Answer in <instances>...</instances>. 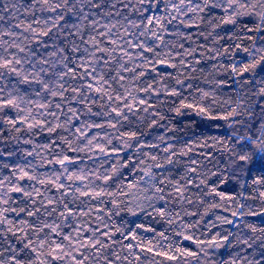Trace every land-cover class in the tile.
I'll return each mask as SVG.
<instances>
[{"label":"snow or ice","instance_id":"obj_1","mask_svg":"<svg viewBox=\"0 0 264 264\" xmlns=\"http://www.w3.org/2000/svg\"><path fill=\"white\" fill-rule=\"evenodd\" d=\"M102 2L103 0L100 3H93V0H32V8L39 5L41 12L59 13L63 10L76 15L74 9L78 3L100 8ZM112 6L115 7V4ZM129 6L133 11L141 13L142 19L147 20L141 32H129L125 28L123 35L117 34V38H111L112 29L116 25H105L106 31L97 35L107 40L106 45L104 41L97 39V35H89L86 40L81 35L82 42L87 45L84 48L75 43L70 49L60 48L56 47L53 41L54 50L49 53L50 58L41 56L33 60L36 52L32 49L26 52L25 42L28 38L23 37V33L31 32L33 37H49L52 29L64 20L63 15L54 18L51 21L52 27L45 31L37 32L31 23L25 25L23 21L8 28L0 27V137L3 136L4 129L19 132L20 128L17 125H26L30 133L34 129H39L41 132L47 131L49 135L48 143L37 145L32 151H24L21 155V159L25 161L27 157L35 155L38 157L37 164L34 165L31 161L11 165L6 162L0 163V168L11 169L10 176H0V238H3L0 243V264H88L90 257L97 259L103 255L100 249L110 247L95 238L96 233L100 231L99 228L85 229L92 233L87 240L82 239L84 230L81 228H75V234L64 233L63 228L74 224L77 218L89 216L93 212L97 213L96 220L102 223L103 216L100 213L105 211L109 203L112 209H115L109 210L110 215H118L122 210L121 205H124L133 216L136 215L134 208L141 212L151 208L161 218L172 215L180 217V212L170 211L173 203L180 205L195 203L198 207L203 206L204 211L197 221L183 224V229L199 227L201 222H204V217L212 213L215 220L206 222L207 228L211 230L218 225L235 224L233 219L216 215L213 211L214 209L229 211L225 203L235 201L238 207L231 211L232 217L253 216L264 224V219H261L264 217V207L257 211L246 204V201L254 200L256 197L245 195L243 190L250 186L242 177H236V168L229 164L225 169L218 168L217 172L205 173L201 170V159H193L189 155L194 153L197 147L209 148V142L211 147H216L221 143L226 145L228 140L234 137L236 143L232 148L238 147V151H234L232 155L241 162L238 168L243 171L244 165L252 161L255 165L254 171L257 173L252 185L264 186V104L261 103L264 101V77L257 78L259 76L257 70L264 68V0H134V3L129 0L125 8ZM161 6L164 14L157 15L156 13L161 11ZM4 10H8L7 4ZM149 13L151 15H145ZM166 17L167 26L173 25L174 21H179L177 29L180 25L185 28L194 26L199 28L203 24L211 28L206 35L200 33L204 35L205 40L212 36L213 44H219L221 39H227L232 43L223 51L207 46L185 49L182 43L170 46L171 49H184L182 52L177 51L173 54L171 50L158 51L162 47L169 48L162 36V33L168 32ZM245 17L251 21L250 24L242 23L241 18ZM3 19L4 17L0 16V21ZM79 19V24L72 25L76 29V34H81V26L84 21L89 20L88 13L83 11V7L80 8ZM125 19L127 20V17ZM34 23L39 25L41 21L36 20ZM43 23L48 24L49 21L45 19ZM98 23L93 20L87 27L95 32ZM129 23L133 29L140 27L135 21ZM13 28H22L23 32H14ZM217 29L222 30L225 35L221 36ZM149 32L150 38L147 36ZM169 34L182 36L185 40L192 39L190 35L185 36L178 30ZM4 37L9 39L6 40ZM140 37L145 38L141 40ZM246 41L249 43H245ZM43 46L48 47L46 42H43ZM10 49L16 51L10 52ZM197 52L201 59L205 60L222 56L231 60V73L241 77L236 81L240 85L236 100L220 99L217 89L226 84V81L206 79L205 83L215 85L209 90L194 88L189 82L193 77L185 75V72L195 71L193 64H199L200 60L189 61L187 58L194 57ZM19 53H25V56H20ZM77 53L81 55L77 57ZM237 53L243 54L239 60L233 59ZM24 65L30 67L25 68ZM157 66L173 71L161 73ZM221 67L223 71L229 70L228 67ZM149 72L156 73L151 81L145 79ZM248 73H252V76L245 79ZM8 77L17 79L13 83L7 79ZM137 82L140 84L137 85ZM154 84L159 86L154 87ZM19 85L38 87L22 91ZM244 88H248L245 96H248L249 100L255 97L254 101H245L240 96V91ZM193 91L197 92L198 96H193ZM141 92L145 95L139 96ZM161 95L166 99L179 98L180 106L170 109L176 115L195 114L201 118L200 122L193 121L185 127L199 128L203 124L199 132L202 140L193 138L189 143L180 139L183 146L177 151L175 145L167 143L169 138L164 135H156L152 141L144 139L148 135L146 129L161 127L160 121L165 119L164 115L156 111L160 104L164 103L159 100ZM32 96L37 99L32 100ZM188 96H192L191 102H186ZM152 97L156 98L157 103L151 102ZM129 99L131 103L128 102ZM73 103L77 106L74 107ZM81 105L83 110L79 107ZM93 106H98L100 111H93ZM33 107L41 110L38 112L39 118L33 114ZM253 107L260 108L259 136L247 134L240 136L235 131L225 138L213 135V131H219L221 120L231 121L228 128H233L236 123L243 124L244 121L237 120L236 117L250 116ZM218 109H223L227 114H217ZM129 114L137 118L135 126ZM92 117L97 119H91ZM145 121L148 123L142 128L141 125L145 124ZM125 125H128L127 130L121 131ZM105 129H112L113 132H107ZM168 131L176 132L178 129L171 128ZM53 134H56L55 139H52ZM24 143L31 144L32 141L25 140ZM161 144L166 146L161 148ZM36 148L41 151H36ZM225 151L229 149L225 148ZM45 152L47 155L42 154ZM158 152L165 155L158 157L156 154ZM6 155L13 157L16 153L8 151ZM201 155L204 160L211 159L210 154ZM4 156V150L0 149V157ZM183 156H188L189 159L183 165L184 174L179 180L171 179L163 171L159 174L153 171V169L168 171L165 164L174 165L178 163L174 158ZM85 158L91 162L90 165L85 163ZM161 159L164 163L160 162ZM146 160L151 163H145ZM45 165L59 167L53 168L51 174L45 172L38 175L36 168ZM129 165L132 167L143 165L139 168L143 174L139 179L126 183L122 170ZM226 171L229 172L227 176ZM208 174L216 176L225 186L236 177L240 191L235 195H226L217 191L215 186L208 189ZM201 176L203 178L197 181V177ZM49 185L59 194L58 199L46 195L47 191H51ZM189 185L198 189L199 195H187L190 192ZM253 191H259V188H254ZM13 193L22 197L16 207L11 206ZM69 196L71 199L66 201V197ZM205 197H219L220 202L206 204ZM259 198L264 205V191H259ZM157 204H160V207H157ZM58 206H62V210ZM246 207L248 210L244 211ZM10 214H14L19 222L10 219ZM21 214L26 218L19 219ZM53 214H56V219L49 222L48 218ZM183 215L196 216L197 212L185 210ZM173 222L169 220V223ZM242 224L243 228L237 227L235 232L224 231L223 234L217 232L207 241L194 239L192 235H185L183 231L178 235L194 243L199 253H203L205 257L208 256V249L251 250V256L244 255L239 250L235 254L229 251L227 253L229 258L217 260L216 264H264V227L244 220ZM104 227L107 228L108 225L104 224ZM137 227L143 228V225ZM244 229L248 232L246 233ZM115 231L121 233L125 239L138 240L136 234L128 237L121 228H116ZM9 234L16 237L22 246L17 248L8 243ZM101 235L111 239L114 233L103 232ZM158 235L162 241L168 239L163 232ZM148 243L152 245L151 241ZM126 247L131 255L134 245L129 243ZM136 247H140L142 252L153 253V246L145 248L138 243ZM82 249L84 251H81ZM88 249H95V254L88 252ZM173 251L179 255L170 254ZM5 253L10 255L6 256ZM199 253L169 244L167 250L157 251L154 255L162 256L168 261H177L180 257L199 260ZM119 258L117 255V259ZM104 259L107 261V257ZM108 264H111V261H108Z\"/></svg>","mask_w":264,"mask_h":264},{"label":"trees","instance_id":"obj_2","mask_svg":"<svg viewBox=\"0 0 264 264\" xmlns=\"http://www.w3.org/2000/svg\"><path fill=\"white\" fill-rule=\"evenodd\" d=\"M101 0H93V3H100ZM134 3V0H132ZM129 3V0H103L101 3L100 8H94L91 7L88 4H77L74 11L76 12V15H73L71 13L64 12L63 10L59 13H49V12H41L39 11V5L36 6V8H32V0H0V16H3L4 19L0 21V27L8 28L12 25H16L20 23L21 21L24 22L25 25L31 23L33 28L37 29V32L39 31H45L47 28L52 27L51 21L56 18L58 15H63L64 20L60 21V24L57 25V27L52 29V32L50 33L49 37H41L36 36L33 37L31 32H25L23 33V37H27V41L25 42V49L26 52L28 49H32L36 52V56L33 57V60L40 58L41 56L43 58H50L49 53L54 50L53 48V41H55V46L60 48H66L70 49L73 43L78 44L81 48H84L85 45L82 42L81 35L83 36V39L86 40L89 35H97V33H102L106 31L105 25L111 26L113 24L116 25L115 28L112 29L113 35L111 38H117L118 35H123L125 28L129 30V32H136L139 33L143 30L144 26L147 24L146 19H142V15L139 12L133 11L132 7L129 6L125 8V4ZM8 5V10L5 11V5ZM115 4V7L112 5ZM83 7V11L85 13H88L89 20L84 21L83 25L81 26V34H76V29L72 27L73 24H79L80 23V8ZM106 13H110V15H106ZM119 13V14H118ZM157 15H163L164 9L163 6H161V11L159 13H156ZM145 15H151L145 14ZM127 17V20L125 19ZM47 19L49 21L48 24H44L43 21ZM181 19H186L184 17H181ZM242 23H251L248 18H241ZM39 20L41 23L38 25L34 23V21ZM98 21V25L96 28V31L93 32L90 28L87 27V25L91 21ZM129 21H135L137 24H140L139 28L133 29L129 23ZM165 24L167 26V17L165 18ZM177 25H179V21H174L173 25L167 26L168 32L162 33L164 41L169 45L168 49H164L163 47L161 49H158V51H167L171 50L173 54H175L177 51L182 52L184 49H171V44H184V48H190V47H197V46H207V48H218L221 51L225 47H228L231 41L227 39H221L219 44H213V37L209 36L207 40H205L204 35H200L201 32H203L205 35L207 32L211 31V28L207 27L206 25H201L198 27H190L185 28L182 25H180L177 29ZM14 32L21 33L23 32L22 28H13ZM153 30H155L153 28ZM179 31L183 33L185 36L190 35L192 37L191 40H185L182 36H176L169 33H173L175 31ZM217 31L221 32V36H224L225 33L217 29ZM231 33H228L230 35ZM215 35V33L213 34ZM147 36L151 37V32L147 34ZM145 37H140L141 40H143ZM4 39H9L8 37H4ZM97 39L104 41V44H107V40L100 35H97ZM39 41V43H38ZM19 42V41H18ZM43 42H46L48 47L43 46ZM249 43V42H245ZM103 46V45H102ZM90 47V46H89ZM202 50V49H201ZM10 52H15V49H10ZM134 51V50H133ZM67 54V53H65ZM20 56H25V53H19ZM81 53H77L76 56L79 57ZM150 55V54H149ZM211 56V53L208 54ZM242 53H237L233 59L239 60ZM179 59V57H177ZM189 61H194L199 59V64H193V67L195 68V71H186L185 75H191L193 79L189 81L193 84L194 88L199 87L203 88L204 90H209L215 87L214 84H208L205 83V80H211L215 78L217 81H226L227 83L224 84L221 88L217 89L218 95L220 99L223 100H236L237 99V90L240 89V85L236 83V81H239L241 77L235 76V74L231 73L230 70V64L231 60L228 59L226 56L217 57L216 59H201L199 52L195 54L194 57L187 58ZM139 63V61H138ZM214 66L216 68L214 69ZM228 67V71H223V68L221 67ZM25 68H29V65H24ZM131 67V65H129ZM158 71L161 73H167L170 71H173L172 69H165L160 68L157 66ZM202 69V71H201ZM259 72L258 79L260 77H264V68H260L257 70ZM211 72V75L209 73ZM128 75V74H125ZM156 73L149 72L148 76L145 78L148 81H151V78L155 76ZM252 76V73H248L245 75V79H250ZM8 80L12 81L13 83L16 81V77H8ZM159 79V77H157ZM86 82V81H85ZM140 82H137V85H139ZM154 87H158L159 85L154 84ZM22 91L25 89L30 90L31 88L38 87L36 85H19ZM113 87H116V85H113ZM248 92V88H244L240 91V96L244 98L245 101L251 102L254 101L256 98L251 97L249 100L248 96H245V93ZM70 95V94H69ZM139 96H144V93H139ZM193 96H198V93L193 91ZM94 98V97H93ZM32 100H36L37 98L35 96L31 97ZM51 99V97H49ZM160 101H164V103L160 104V106L156 109V111L160 112L162 115L165 116V119L160 121L161 127L155 128V129H146L148 132V135L144 137L147 141H152L154 139V136L156 135H164L168 139L167 143L175 145V148L177 151L183 146L180 143V139L187 140L189 143L192 142V139L195 138L197 140H202L203 138L199 136V132L201 131L203 124H201V127H192V128H186L185 125L192 123L193 121L200 122L201 118L196 116L195 114H185V115H176L174 111H171L170 109L173 107H179L180 106V100L179 98H165L163 95L159 97ZM192 96L187 97L186 102H191ZM173 101L175 103L173 104ZM131 103V99L128 101ZM152 103H157V100L155 97H152L151 99ZM264 104V101L261 102ZM31 106V105H30ZM73 106L76 107L77 105L73 103ZM235 106V105H233ZM83 110V106H79ZM41 110L35 109L33 107V114L38 116V112ZM93 111H100L98 106H93ZM250 116H240L236 117L237 120H243L244 123H236L233 128H228V123L231 121H219V124L221 125L218 132L213 131V135H219L221 138H225L228 135H230L233 131L237 135L243 136L245 134L251 135L254 137L259 136V126L261 123L260 118V108L259 107H253L251 110ZM185 112H188V110H185ZM217 114L219 115H226L227 112L223 109H218ZM139 115H145L144 113H139ZM130 120L133 122V126H135L136 123V117H133L129 114ZM63 119V117H61ZM82 119H89L88 117H82ZM91 119H97L96 117H92ZM31 122V121H30ZM148 121H145V124H142L141 127L145 128ZM18 128H20L19 132L16 131H8L7 129L3 130V136L0 137V149H3L5 152L4 157H0V163H8V164H25L27 161H31L32 164L38 163V157L35 155L27 157V161L21 159V155L24 151H32L34 147L37 145H41L44 143L49 142V135L47 131L41 132L39 129H34L31 133L27 131L26 125H17ZM128 125H125L123 128H121V131L127 130ZM175 128L178 129V131H168V129ZM189 129L191 131H189ZM107 132H113L112 129H105ZM195 134V137H194ZM56 138V134H53L52 139ZM179 138V139H178ZM25 140H31V144H25ZM115 143V141H114ZM236 143L235 138L228 140L227 144H219L216 147H211V142H209L210 147L209 148H200L197 147L196 151L194 153H190L189 155L193 159H201L202 161V167L201 170L205 173L210 172H217V169H225L231 164L232 168L237 169L236 177H242L243 180L247 181V184L250 187L245 188L243 191L245 192L246 196H255L256 199H250L246 201L247 205H250L253 210L259 211L264 205L261 203V199L259 198V191H264V186H257L252 185V180L257 178V173L254 171L255 165L252 161H249L246 165L243 167V171H241L238 168V164L241 163L237 160L236 157L232 155L234 151H238V147L236 149L232 148V145ZM165 144H161V148L165 147ZM225 148L229 149V151H225ZM8 151H13L16 153L13 157H7L6 153ZM36 151H41V149L36 148ZM155 151V150H152ZM201 153L204 154H210L211 159L210 160H204ZM43 155H47V153H42ZM158 157H163L165 154L163 152L156 153ZM131 155V153H129ZM51 158V157H49ZM231 158V159H230ZM174 159L178 160V163L174 165H167L165 164V169L168 171H164L162 169H153V171L157 172L158 174L162 171L165 175H169L171 179L173 180H179L180 176L184 174V167L183 165L187 163L189 157L183 156V157H175ZM255 159V158H253ZM232 160H236V163H231ZM161 163H164L163 159L160 160ZM85 163L89 164V162L85 158ZM145 163H151V161H145ZM215 165V167H214ZM59 166L56 165H45L44 167H37L36 173L38 175L43 174L45 172L51 174V171L53 168H58ZM143 167V165H136V167H132V165H129L128 168L123 169V174L125 178V182H131L134 180L139 179V177L143 174L139 171V168ZM250 170H252L250 172ZM30 171V169H29ZM11 175V169H4L0 168V176H10ZM225 175H229V172L226 171ZM236 177L232 178L228 185L225 186L221 184L216 176L207 175V188L210 189L211 187L215 186L217 188V191L223 192L226 195H235L237 191H240V189L237 186L236 183ZM203 178L197 177V181L199 179ZM28 183V182H23ZM183 183V181H181ZM143 185L141 184V187ZM49 188L51 186L49 185ZM190 192L187 195H199V190L194 188L192 185H189ZM254 188H259V191L254 192ZM43 190V189H42ZM46 195L51 196L53 198H59V194L56 192L54 188H51V191H47ZM13 201L11 202L12 207H16L17 204L22 199L19 194H12ZM71 197H66V201L70 200ZM123 199V198H121ZM206 204L212 203V202H220L219 197H205ZM244 203V201H241ZM95 204V202H93ZM205 204V206H206ZM23 206V205H20ZM76 205H70V207H75ZM99 206V205H97ZM129 207H134L133 205H128ZM225 206L229 209V211H224L223 209H214L216 215L221 216H227L229 219H233L235 221L234 225H218L216 228H213L209 230L207 228L206 222H211L215 220V215L212 213H209L207 216L204 217V222H201V225L199 227L195 228H189V229H183L182 225L187 224L190 222H195L199 219V215L203 213L204 207L199 206L195 203L189 205L184 204L180 205L179 203H173L170 206V211L173 213L180 212L181 215L179 218H176L175 215H172L170 217H163L156 215L151 208H146L144 212H141L139 209L134 208L136 211V215H131L125 208L124 205H121V211L118 215H110L109 210L115 211V209H112V205L109 203L105 207V211L103 213H100V215L103 216V222L96 220V212H93L89 216L86 217H79L75 221L74 224H70L69 226H66L63 228L64 233H73L75 234V228H81L83 231L82 239L87 240L91 235V231L85 230V229H95L99 228L100 231L96 233V237L100 240H102L105 244L110 245L107 249H100V252L103 253V255L99 256L97 259H94L90 257L88 264H108V261H111V264H216L217 260H223L228 259L227 253L231 251L233 254H235L236 251H241L244 255L251 256V250L250 249H238V248H222L220 250H213L208 249V256L205 257L203 253H199V249L196 247V245L190 241H186L183 239L182 236H179L178 233L181 231L184 232L185 235H192L194 239H199L203 241H207L212 238L217 232H223L224 231H231L235 232L237 230V227L243 228L242 220L246 221L250 224H256L258 227H264V224H261L259 220H257L256 217L253 216H247L243 218H234L231 216V211L236 210L238 207L237 203L235 201L226 202ZM62 210V206H58ZM103 207V206H101ZM157 207H160V204H157ZM189 212H197L196 216H184V211ZM244 211H247V207L243 209ZM10 219L17 220L14 214L9 215ZM26 217L24 214H21L19 219H25ZM56 219V214H53L52 217L48 218L49 222H52ZM173 220V223H169V220ZM261 219H264L262 217ZM19 221L17 220V223ZM104 224H107L108 227L105 228ZM137 225H143V228H138ZM116 228H121L124 232V234L128 237H131L133 234H136L138 237V240H130L125 239L124 236L121 235V233L116 232ZM145 229H152V231H146ZM244 231L247 233L248 230L244 229ZM103 232H112L114 235L111 239H109L107 236L101 235ZM163 232L166 237H168L167 240H161L159 237V233ZM250 234V233H248ZM19 235V234H18ZM231 239V238H230ZM3 238H0V243H2ZM8 243L14 245L15 247L19 248L22 245L17 242L16 237H13L11 234L7 236ZM149 241L152 242V245H149ZM129 243H132L134 245L132 251V254H129V250L126 247ZM141 244L143 247L147 248L149 246H153V253L148 252H142L140 250V247H136L137 244ZM235 241H233V244ZM169 244H172L174 247H182L186 248L191 251H197L199 253V260H195L192 257H180L177 261H168L165 260L162 256H155L154 253L157 251H163L167 250ZM156 245H161V247H156ZM202 247H205L206 245H201ZM99 247V246H97ZM81 251H84L83 249ZM88 252H91L95 254V249H88ZM170 254L179 255L178 253H175L174 251ZM5 255H10L9 253H5ZM117 255L120 257L117 259ZM104 257H107V261L104 259Z\"/></svg>","mask_w":264,"mask_h":264},{"label":"clouds","instance_id":"obj_3","mask_svg":"<svg viewBox=\"0 0 264 264\" xmlns=\"http://www.w3.org/2000/svg\"><path fill=\"white\" fill-rule=\"evenodd\" d=\"M189 131H191V130L189 129Z\"/></svg>","mask_w":264,"mask_h":264}]
</instances>
